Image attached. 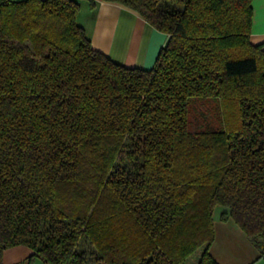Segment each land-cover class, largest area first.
<instances>
[{
	"label": "trees",
	"instance_id": "trees-1",
	"mask_svg": "<svg viewBox=\"0 0 264 264\" xmlns=\"http://www.w3.org/2000/svg\"><path fill=\"white\" fill-rule=\"evenodd\" d=\"M80 1L0 0V264L21 245L46 264H218L219 206L264 259L251 0H103L167 35L148 70L91 47ZM192 98L219 128L189 130Z\"/></svg>",
	"mask_w": 264,
	"mask_h": 264
},
{
	"label": "crops",
	"instance_id": "crops-1",
	"mask_svg": "<svg viewBox=\"0 0 264 264\" xmlns=\"http://www.w3.org/2000/svg\"><path fill=\"white\" fill-rule=\"evenodd\" d=\"M251 7L249 40L264 48V0H251ZM76 23L83 29L93 49L127 67L150 69L159 49L167 41L166 34L153 28L138 13L114 2L81 0ZM213 224L214 240L209 252L218 264H264L259 246L251 242L232 219L222 221L219 215L213 214ZM31 253L22 245L6 249L3 264L8 254L20 255V260L27 263L26 254Z\"/></svg>",
	"mask_w": 264,
	"mask_h": 264
},
{
	"label": "rangeland",
	"instance_id": "rangeland-1",
	"mask_svg": "<svg viewBox=\"0 0 264 264\" xmlns=\"http://www.w3.org/2000/svg\"><path fill=\"white\" fill-rule=\"evenodd\" d=\"M198 100V98H192L188 104L187 118L189 130L191 132H197L205 127L219 128L221 116L218 103L215 101ZM222 209L225 210L223 207H217L214 211V216H220ZM20 257V255L8 254L5 259V264H8L9 262V264H44L37 257H30V254H26V258L28 259L27 263H24V260H20Z\"/></svg>",
	"mask_w": 264,
	"mask_h": 264
}]
</instances>
